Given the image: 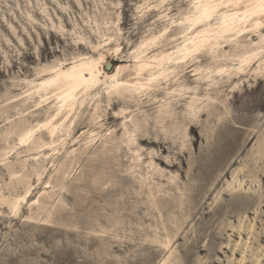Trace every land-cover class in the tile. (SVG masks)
I'll use <instances>...</instances> for the list:
<instances>
[{"label": "rangeland", "instance_id": "rangeland-1", "mask_svg": "<svg viewBox=\"0 0 264 264\" xmlns=\"http://www.w3.org/2000/svg\"><path fill=\"white\" fill-rule=\"evenodd\" d=\"M193 1L0 0V148L14 147L7 159L0 160L2 192L7 195L4 184L9 182L3 163L18 170L23 160L29 167L44 155L54 154L55 159L52 164L48 160L44 163L39 182L32 176L31 193L21 214L8 215L7 209L0 207V264H157L161 255L157 257L156 250L139 242L136 224L144 227L155 223L146 217L145 198L133 193L134 183L125 174L128 153L103 154L97 141L92 149L79 155L92 130L102 134L109 130L112 137H120L123 117L138 114L133 104L113 99L107 106L101 85L95 89L101 93L94 99L101 102L100 118L94 126L89 123L93 102L88 99L77 112L70 137H63L55 147L26 152L16 137L5 133L11 127L45 118V107L19 115L11 100L26 87V81L41 79L42 75L37 76L40 69L68 63L74 57L97 58L103 54L106 72L115 65H126L121 78L133 79L132 52L167 26L172 34L183 29L177 24ZM248 36L257 40L255 34ZM171 47L167 44L164 50ZM207 64L208 57L203 55L187 60L183 83L196 87L197 73L193 70ZM242 78L244 82L233 91L229 82L220 84L217 93L210 91V96L218 100L216 105L192 122L183 119L184 100L172 103L178 131L166 137L151 120L156 116L162 90L141 106L150 123L137 136L142 159L149 161L148 153L154 150V162L165 175L154 179L166 184L169 172L178 175L176 182L184 193L183 213L178 209L176 192L167 197L168 210L162 209L165 221L172 213L179 223L186 219L173 242L176 264H255L256 259L264 264V78L249 74ZM204 92L205 87L199 85L197 95L201 97ZM121 109L126 110L124 115H118ZM171 124L165 122L169 131ZM185 126L187 138L183 140V153H179ZM41 136L48 140L43 133ZM52 148L57 151L52 153ZM68 149L77 150L75 163L63 183L64 189H56L53 204L61 202V206L52 214V223L26 222L29 205L43 191H51ZM104 181L108 184L103 188L100 185ZM236 181H242L241 190H236ZM152 213L158 223L157 214ZM108 217L120 219L116 231L111 230L104 238L90 232L98 226L111 229L112 225L105 222ZM242 249L246 260L240 263Z\"/></svg>", "mask_w": 264, "mask_h": 264}, {"label": "bare ground", "instance_id": "bare-ground-1", "mask_svg": "<svg viewBox=\"0 0 264 264\" xmlns=\"http://www.w3.org/2000/svg\"><path fill=\"white\" fill-rule=\"evenodd\" d=\"M163 18H167V15ZM181 19L177 25L183 26V29L179 32L172 34L171 27L167 26L157 36H150L144 40L132 52L134 60L132 64L134 63L135 71L133 79L121 78L122 73L128 68L126 65H115L113 70L106 72L104 65L107 62L103 54H99L97 58L74 57L68 63L58 62L53 67L40 69L37 76L42 75L41 79L26 81V87L11 100L16 104L13 108L18 109L19 115L25 116V113L29 114L31 110L45 107V118L34 124L26 123L11 127L6 133L4 132L5 136L16 137L18 145L25 146L26 152L55 147L63 137H70L77 112L88 99L93 102L90 121L88 120L92 125L100 118L101 102L94 101L99 93L105 94L107 106L113 99H120L124 104H133L141 115L123 117L121 124L123 131L120 137H112V132L109 130L105 134L92 132L94 131L92 130L85 142V147L80 149L79 155L85 153L97 141L101 144L103 154H108L110 151L115 154L122 151L128 153L125 174L134 183L133 193L137 197L145 198L148 205L146 217L155 223L154 225L146 224L144 227L136 224L139 230L137 233L139 242L156 250L157 257L161 255L157 264L178 262L174 257L176 251L173 249V242L186 219L179 223L176 215L172 213L168 214L165 221L162 209L168 210L170 200L167 197L174 192L179 195L177 205L181 213L185 211L182 208L185 200L181 198L184 193L176 182L178 175H172L169 172L166 184L154 179L155 176H165L164 171L154 162L153 156L156 155L154 150L148 153L151 157L149 161L144 162L142 159V147L138 143L137 136L140 131L147 129L150 123L142 114L141 106L154 98L155 92L162 90L163 95L159 100L156 116L151 120L153 127L163 132L166 137L167 133L172 135L178 131V128L174 127L177 120L175 114L173 115L172 103L184 100L183 119L192 122L200 113L216 105L218 100L212 98L209 92L217 93L220 84L231 83V91H233L244 82L242 78L244 75L264 78V0H194L189 12ZM248 34H255L257 40L253 41ZM170 43L171 49L164 50V47ZM227 47L228 50H225ZM118 51L117 48L114 53L117 54ZM202 55L208 57L209 64L194 68L193 72L197 73L195 79L197 86L188 87L186 83H183L184 64L187 60L193 61ZM162 83L164 87L161 88ZM201 84L205 87V92L199 97L197 87ZM101 85V92L98 90L95 92V89ZM143 97L147 100L146 102L142 99ZM125 111L121 109L118 115H124ZM167 121L172 123L171 131L165 125ZM186 130L185 126L179 153H183L185 146L183 140L187 138ZM42 133L48 137L47 141L42 139ZM172 142L175 140L172 139ZM13 150L14 147L0 148V160L7 159ZM56 151V148H52V153ZM76 152L77 150L74 149L64 151V162L57 169L58 178L52 185L51 191H43L29 205V216L25 217L26 222L52 223V214L61 206V202L53 204V197L56 196V189H64L63 183L70 175L71 165L75 163L73 156ZM47 160L51 164L54 163V154L44 155L43 159L34 166L27 167V160L20 161L18 170L7 162L3 163L9 182L4 184L7 195L0 188V207L6 208L8 215L21 214L22 205L27 203L31 193V178L34 176L38 182L40 181L45 170L44 163ZM171 167L174 168V165ZM107 184L108 181H104L100 186L104 188ZM15 186L18 187L17 190ZM242 186V181H236V190H241ZM149 210L157 214L158 223L153 213L148 212ZM119 221L117 217H108L105 222L112 225L111 229L97 224L98 229L92 228L90 232L104 238L112 232L111 230L116 231ZM72 228L77 226L73 225ZM252 230L250 229L248 235L252 233ZM124 238L131 240V237L124 236ZM241 255L240 263H243L246 260L243 249ZM150 260L153 261L154 258ZM253 261L255 264L259 263V259Z\"/></svg>", "mask_w": 264, "mask_h": 264}, {"label": "water", "instance_id": "water-1", "mask_svg": "<svg viewBox=\"0 0 264 264\" xmlns=\"http://www.w3.org/2000/svg\"><path fill=\"white\" fill-rule=\"evenodd\" d=\"M107 67H109V66H107ZM107 67H106V68H107Z\"/></svg>", "mask_w": 264, "mask_h": 264}]
</instances>
